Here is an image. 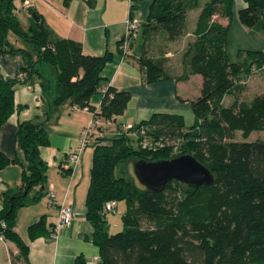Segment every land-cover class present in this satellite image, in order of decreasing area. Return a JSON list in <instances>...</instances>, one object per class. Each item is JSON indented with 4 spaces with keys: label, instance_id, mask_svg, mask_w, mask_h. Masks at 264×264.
I'll return each instance as SVG.
<instances>
[{
    "label": "trees",
    "instance_id": "16d2710c",
    "mask_svg": "<svg viewBox=\"0 0 264 264\" xmlns=\"http://www.w3.org/2000/svg\"><path fill=\"white\" fill-rule=\"evenodd\" d=\"M15 1L0 0V52L21 55L19 73L24 78L5 77L0 69V127L14 111L17 86L38 81L43 106L42 117L23 120L17 127L25 162L0 151V169L10 163L22 167L19 185L0 195V235L16 246L17 253L10 252L11 263L26 264L28 245L14 231L16 213L45 194L47 164L39 148L49 143L45 123L54 108L69 101L72 107L90 111L101 122L96 129L104 130L109 120L112 123L123 114L130 93L112 86L103 87L102 92L101 73L112 59L110 51L101 56L84 53L79 42L56 34L34 9L24 24ZM140 1L132 0L133 15ZM242 1L244 6L237 11L239 23L264 32V0ZM234 2H206L196 21L194 40L183 53L180 78L202 77L200 95L191 102L196 118L192 126H185L182 115L153 113L148 120L132 125L133 129L146 128L145 138L153 144L146 147L125 131L110 138L92 133L85 216L93 227L91 240L98 247V264H264V138H235L237 131L247 137L264 130V87L251 99H244L245 84L240 79L264 71V50H245L241 60L230 61L226 43ZM196 6L198 0H151L146 20L139 25L143 41L135 58L145 81L169 77L162 49L184 34L186 12ZM214 15L228 23L213 19ZM10 34L26 45L15 48ZM145 43L160 45L162 55H146ZM98 91L101 100L95 108L89 100ZM226 95L233 100L223 106ZM106 139L111 142L105 143ZM182 154L203 164L213 181L191 187L171 180L161 191L153 192L131 176L117 174L118 165L129 160L157 161ZM72 170L67 167L69 174ZM111 200H124L126 205L121 215L123 230L116 233L106 229L104 206ZM49 233L43 217L28 227L30 239ZM75 264L90 263L78 258Z\"/></svg>",
    "mask_w": 264,
    "mask_h": 264
},
{
    "label": "crops",
    "instance_id": "0c3cea01",
    "mask_svg": "<svg viewBox=\"0 0 264 264\" xmlns=\"http://www.w3.org/2000/svg\"><path fill=\"white\" fill-rule=\"evenodd\" d=\"M239 1L241 0H235L238 9L244 6V2ZM150 3L151 0L136 3L134 15L141 19V24L146 20ZM15 7L16 12L23 15L25 20L30 9H34L56 34L79 42L84 53L88 55L101 56L107 50L112 53V59L101 73L102 88L112 86L116 90H126L130 93V99L123 114L105 126L108 138L115 135L119 126L136 125L148 120L153 113L179 114L183 116L186 127L194 124L196 118L191 102L200 95L201 75H189L182 79L175 72L169 74V77L150 83L145 81L135 61L140 47L139 50L135 49L133 42L127 53L122 54L120 40L129 12L127 0H16ZM192 9L187 10L186 21L187 14ZM217 19L224 25L228 23L224 18L217 16ZM195 26L196 22L190 33L185 34L184 31L182 36L169 41L170 45L180 42L185 47L182 41L187 35L193 41ZM170 55L169 51L165 53L166 58ZM22 64L23 59L19 53L0 52V69L5 77H15ZM255 76L254 74L245 79L242 75L240 79L245 84V91L254 83ZM100 100L101 91H98L91 95L89 103L96 108ZM14 104L13 113L0 127V151L10 159L17 157L25 162L24 154L18 147L17 127L23 120L42 117V88L38 81L32 85L17 86ZM91 118L90 111L74 110L71 103L65 101L54 108L50 119L45 123L49 143L39 148L40 156L47 164L45 194L37 202L17 210L14 226V231L28 245L26 264H75L78 258L90 262L93 256L99 255L98 247L91 240L92 224L85 216L93 147L89 145L83 150L80 161L71 174L67 172L66 160L67 155L76 148L81 131ZM21 172L22 167L18 163H10L0 169V195L8 188L14 189L19 185ZM50 189L56 195L53 206L47 205L46 192ZM63 201L70 204L73 210L70 225L62 229L56 239L47 235L30 239L28 227L43 217L46 228L50 230L57 221L58 207ZM117 204L118 202L115 209ZM108 219L111 218L106 217V228ZM10 252L16 254V246L7 240L0 241V264H12Z\"/></svg>",
    "mask_w": 264,
    "mask_h": 264
},
{
    "label": "rangeland",
    "instance_id": "374dc122",
    "mask_svg": "<svg viewBox=\"0 0 264 264\" xmlns=\"http://www.w3.org/2000/svg\"><path fill=\"white\" fill-rule=\"evenodd\" d=\"M208 1L210 0H198V6L194 7V9L188 12L185 34L190 33L192 31L194 24L198 18V15L201 9L203 8V5ZM239 2H242V0ZM237 6H238V3L234 2L233 14L230 19V25L227 31L226 49H227V55L230 61L232 62L241 60V58H243V56L245 55V50H250V49H263L264 50V32L255 31V30H251L246 27H243L238 21ZM20 18L22 19V22L25 24L26 20L24 16L20 15ZM212 18L217 19V15H214ZM133 39H134L133 47L139 50V47L143 41L141 27L139 28L137 35H135ZM9 40L14 45L15 48L24 47L26 45L21 39L17 38L13 34H10ZM189 41H190V38L187 35V37L182 41L185 43L184 44L185 47H183V44L180 42L175 43L174 45H170V42H168L165 48L162 49L165 53L168 51L171 52V55L167 58V61L164 63L165 71L168 75L175 73V72L179 74V76L182 75L183 53L186 50L187 45L191 42ZM146 46H147L146 51H145L146 55L148 56L162 55L160 51V48H161L160 45L149 43V45L146 44ZM253 75L254 74L250 76H253ZM255 75L256 76L253 79L254 83H252L251 86L248 88V90L244 92V96H243L244 99H250L251 97L255 95V93H257V91L261 92L263 90L264 71H261L259 73L257 72L255 73ZM232 100H233L232 96L230 95L224 96L222 100L223 106H228L232 102ZM107 134L108 133H106V135ZM106 138H108V136H106ZM235 138L237 140H244V141H253L258 138L263 139L264 130L263 131H253L247 137H244L241 131H237ZM110 140L111 139H106L104 140V142L110 143L111 142ZM133 162L134 160H129L127 162L120 163L117 167V172H118L117 174L123 175L126 177L131 176L134 182L139 184L133 174ZM125 206L126 205H125L124 200L118 201L116 209L114 208L115 212L111 211L107 213L106 217L111 218V219H108V225L106 228L109 233H116L118 231L123 230V223L121 220V213H122L121 211L125 210Z\"/></svg>",
    "mask_w": 264,
    "mask_h": 264
},
{
    "label": "built area",
    "instance_id": "2783aa9c",
    "mask_svg": "<svg viewBox=\"0 0 264 264\" xmlns=\"http://www.w3.org/2000/svg\"><path fill=\"white\" fill-rule=\"evenodd\" d=\"M128 4H129V12H128V16L125 20V30H124V34L122 37V42H121V49L123 51L124 54L127 53L128 48H129V44L131 43V40L133 39V37L136 35L138 29H139V25H140V21L139 19L132 14L130 6L132 4V0H127ZM17 78L22 80L24 78L23 74L18 73ZM102 92L105 93V88L102 89ZM72 109L76 110L78 109L77 107L73 106ZM101 122L92 118L82 129L81 131V136L78 140V144L76 146V148L70 152L67 155V167L71 166L72 169L79 163L80 158H81V154L83 152V150L89 146V140L92 136V133H97V135H99L100 137L105 138L107 131L104 130H97L96 127L97 125H99ZM111 120H109L106 124H110ZM127 132V134L129 136H131L132 138L135 139H139L140 138V144H142L143 147L146 146H152L153 144L148 142L147 139L145 138V134H146V128L144 127H140L137 129H133L132 125H125L119 129L116 130L115 135H119L121 134V132ZM157 145L162 146L163 144L161 142H156ZM55 193L53 192L52 189L48 190L46 192V198H47V205L48 206H53L55 205ZM116 206V202L114 200L108 201L105 206H104V211L106 212V214L108 212H113L114 208ZM73 218V210L70 206V204L66 203V202H61L59 204L58 207V217H57V221L56 223L50 228V233L49 236L52 239H56L59 235V233L61 232L62 229L68 227L72 221ZM4 226V223H2ZM4 238L2 235H0V241H3ZM100 261V256L96 255L93 256V258L91 259L90 264H98Z\"/></svg>",
    "mask_w": 264,
    "mask_h": 264
},
{
    "label": "water",
    "instance_id": "95a60500",
    "mask_svg": "<svg viewBox=\"0 0 264 264\" xmlns=\"http://www.w3.org/2000/svg\"><path fill=\"white\" fill-rule=\"evenodd\" d=\"M36 17V14H32ZM133 174L138 183L146 189L159 192L171 181L198 187L213 181L211 172L190 154H182L170 159L133 162Z\"/></svg>",
    "mask_w": 264,
    "mask_h": 264
}]
</instances>
